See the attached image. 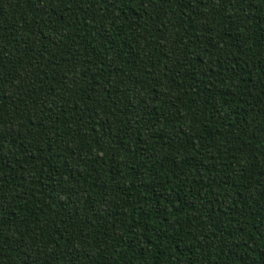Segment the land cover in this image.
<instances>
[{"label": "trees", "instance_id": "1", "mask_svg": "<svg viewBox=\"0 0 264 264\" xmlns=\"http://www.w3.org/2000/svg\"><path fill=\"white\" fill-rule=\"evenodd\" d=\"M0 264H264V0H0Z\"/></svg>", "mask_w": 264, "mask_h": 264}]
</instances>
